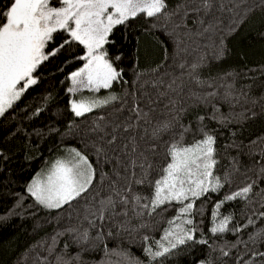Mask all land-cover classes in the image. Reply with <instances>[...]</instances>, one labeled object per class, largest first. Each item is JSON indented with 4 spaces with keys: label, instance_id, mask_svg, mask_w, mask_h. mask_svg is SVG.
<instances>
[{
    "label": "snow or ice",
    "instance_id": "snow-or-ice-1",
    "mask_svg": "<svg viewBox=\"0 0 264 264\" xmlns=\"http://www.w3.org/2000/svg\"><path fill=\"white\" fill-rule=\"evenodd\" d=\"M243 5L245 0H175L174 4L169 0H0V117L38 83L35 73L41 64L62 51L70 52L73 46L82 47L83 53L71 57L82 63L68 74L70 95L82 89L108 92L114 84L130 86L124 97L109 92L104 98L71 99L69 110L77 118L97 109L107 111L92 121L87 151L71 148L27 185L37 205L63 211L69 220L77 221L57 233L72 237L79 246L77 255L71 260L56 255L53 264L80 262L89 251L103 254L98 264H128L127 254L118 250L119 242L148 228L149 218L173 208L159 240L150 243V237L143 236L149 264H162L190 243L211 247L203 233L197 237L196 202L231 184L239 171V162L233 158L230 167L223 166L227 173L217 175L215 126L241 130L249 121L264 119V66L215 75L210 67V61L225 58V41L228 33L238 31ZM255 8L264 11V0L247 5L253 13ZM140 15L152 28L162 30L168 44L161 62L147 73L134 71L130 82L118 64L122 53L110 54L109 46L115 44L114 31ZM56 33L66 38L53 45ZM260 36L264 39V33ZM237 139L225 145V151L240 150L243 141L237 143ZM259 142L264 145V138ZM0 159H7L2 151ZM255 163L260 164V159ZM257 175L264 182V164ZM254 186L259 187L255 181L246 183L214 205L213 226L208 230L212 236L239 234L253 223L249 219L246 225L230 227L232 217L222 216L219 210L226 202L249 201L251 195L264 201V188L254 192ZM259 215L264 218V212ZM52 239L55 243L56 237ZM249 239L264 244V233ZM68 246L65 243L64 248ZM48 251L51 254L54 249ZM220 252L229 256L225 248ZM251 256L264 264V251L254 250ZM241 261L252 264L243 256L235 264Z\"/></svg>",
    "mask_w": 264,
    "mask_h": 264
},
{
    "label": "trees",
    "instance_id": "trees-1",
    "mask_svg": "<svg viewBox=\"0 0 264 264\" xmlns=\"http://www.w3.org/2000/svg\"><path fill=\"white\" fill-rule=\"evenodd\" d=\"M4 2L7 3V0ZM169 3L174 4L175 0H169ZM255 3L256 0H245L236 24L238 31L235 35L228 33L229 38L225 41V58L219 62L210 61L213 75L264 66V39L260 36L264 33V11L259 8H255L254 13L247 10L248 4ZM161 31L152 28L142 15L130 20L127 27L119 26L114 31L115 44L109 46L110 54L122 53L118 64L124 69L125 79L133 82L134 71L147 73L164 58L168 41ZM65 38L66 34L56 33L53 45ZM82 53V47L73 46L70 52L62 51L41 64L35 73L38 83L30 86L5 116L0 117V151L7 157L0 159V264H53L54 256L62 255L65 260H71L79 251V246L73 244L68 234L57 236V233L74 226L76 219L69 220L63 211H49L37 205L27 192V185L66 148L87 151L85 141L89 136L88 129L98 115L107 111L97 109L77 118L69 110L72 94L67 92L71 87L67 77L82 63L71 60V57ZM133 64L135 67H130ZM129 87V84H114L108 92H101L124 97ZM214 130L219 134L216 147L220 165L217 175L223 177L227 173L228 168L223 166L230 167L233 158L239 162L236 165L239 171L232 176L231 184H225L219 192H209L196 202L199 210L195 216L199 230L197 237L200 238V233H203V238L209 241L211 247L190 243L163 259L162 264H198V261L206 259L211 260L212 264H235L239 256L251 260L252 264H261V260L252 257L251 253L254 250L264 251V244L259 239L255 242L249 239L250 235L264 233V218L259 215L264 212L261 206L264 201L260 196L251 195L249 201L226 202L219 210L222 216L232 217L230 227L246 225L249 219L253 221L239 234L227 232L212 236L208 230L213 226L211 212L214 205L226 194L253 181L259 185L254 186V192L264 188V182L257 175L260 164H264V145L259 142L260 138H264V119L249 121L241 130L232 127L230 131L229 127L218 125ZM232 132H236V137L232 136ZM237 137V143L243 141L242 148H228L225 151L224 146ZM250 141L257 143L251 144ZM186 142H190V137L186 138ZM257 158L260 164L255 163ZM174 211L173 208L160 217L149 218L148 228L125 236L119 242L118 250L127 254L128 264H136L137 260L149 264L143 252V236L148 235L150 243L159 240L163 229L168 227L166 221L174 215ZM53 237H56L55 243ZM65 243L69 245L68 248H64ZM108 243L110 247L113 246L111 241ZM50 247L54 249L51 254L48 251ZM220 248L229 251V256H222ZM102 255L99 251H89L82 254L80 262L74 264H98Z\"/></svg>",
    "mask_w": 264,
    "mask_h": 264
},
{
    "label": "rangeland",
    "instance_id": "rangeland-1",
    "mask_svg": "<svg viewBox=\"0 0 264 264\" xmlns=\"http://www.w3.org/2000/svg\"><path fill=\"white\" fill-rule=\"evenodd\" d=\"M102 91V90H101ZM107 95H109V93H93V92H90L88 91L87 89H82L81 91L75 93V94H72V99H84L85 101H87L90 97H93V96H98L100 98H104L106 97ZM71 148H66L63 152H62V155L59 156L57 159H61L63 158L64 156L67 155V152L70 150ZM51 165V164H50ZM49 165V166H50ZM49 166H46L44 168H42L35 176L37 177V175L41 172H43L44 170H46ZM32 181V180H31ZM30 181V183H31Z\"/></svg>",
    "mask_w": 264,
    "mask_h": 264
}]
</instances>
